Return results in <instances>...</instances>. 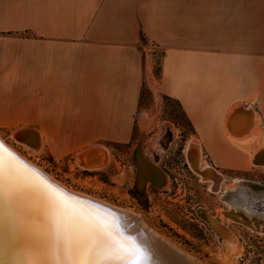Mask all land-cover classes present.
I'll return each mask as SVG.
<instances>
[{
  "label": "crops",
  "instance_id": "1",
  "mask_svg": "<svg viewBox=\"0 0 264 264\" xmlns=\"http://www.w3.org/2000/svg\"><path fill=\"white\" fill-rule=\"evenodd\" d=\"M144 88L174 100L210 153H246L231 135L264 146V0H0V110L16 101L15 128L43 145L38 130L124 143L146 121ZM231 110L250 115L240 135Z\"/></svg>",
  "mask_w": 264,
  "mask_h": 264
},
{
  "label": "rangeland",
  "instance_id": "2",
  "mask_svg": "<svg viewBox=\"0 0 264 264\" xmlns=\"http://www.w3.org/2000/svg\"><path fill=\"white\" fill-rule=\"evenodd\" d=\"M154 58L153 73L158 75V52ZM13 102L12 112L0 110V135L60 183L132 215H141L152 229L182 247L202 264H264V234L256 233L223 215L229 209V203L236 205V202L243 205L242 210L256 211L242 203L241 194L245 191H236L235 186L243 181L264 186V166L253 162L255 154L249 160L253 151L243 150L246 154L223 144L214 154L210 153L207 145L200 143L199 155L203 164L212 168L221 179L217 190L213 191L212 182L200 179L187 163L186 146L197 139L174 100L162 95L151 97L148 90L142 89L136 116L146 121L129 130L127 142L102 139L92 133L93 130H38L45 135L42 134L46 141L41 152L31 155L13 136L19 131L14 125L25 121L20 113L15 112L17 103ZM261 118L257 121L261 123L262 120L264 124V113ZM88 144L106 147L111 159L105 168L90 171L77 165L76 152ZM263 152L264 146H261L256 154ZM140 159L159 171L157 186L149 181L138 184L137 161ZM142 180L140 177L139 182ZM239 189L245 188L242 186ZM209 219L218 221L229 231L230 243L220 241Z\"/></svg>",
  "mask_w": 264,
  "mask_h": 264
},
{
  "label": "snow or ice",
  "instance_id": "3",
  "mask_svg": "<svg viewBox=\"0 0 264 264\" xmlns=\"http://www.w3.org/2000/svg\"><path fill=\"white\" fill-rule=\"evenodd\" d=\"M0 201L15 219L23 264H151L146 250L107 213L73 210L80 203L41 179L0 144ZM41 221L28 226L29 214Z\"/></svg>",
  "mask_w": 264,
  "mask_h": 264
},
{
  "label": "bare ground",
  "instance_id": "4",
  "mask_svg": "<svg viewBox=\"0 0 264 264\" xmlns=\"http://www.w3.org/2000/svg\"><path fill=\"white\" fill-rule=\"evenodd\" d=\"M231 112L232 110L228 114V116H230L229 119H233L235 123L229 127V132L232 134L234 133L235 135H240L246 131V128L249 125L248 123L250 122V115H243L242 112L236 113L238 110L233 111L232 113ZM22 131L24 132L23 134ZM34 133L37 135V133L33 130H19L15 135L13 134L17 142L19 144L22 143V147L28 151L30 155L41 152V148L43 146V141L39 138L40 136L37 135L38 140H34ZM231 141L238 149H243L249 153L253 151L249 160L251 161L255 154L256 158L253 162L257 165L264 166V152L256 154L259 149L250 148L252 143H250L249 138L239 139L234 138L231 135ZM0 144H3L5 149L14 153L24 165L35 170L41 179L47 181L51 186L66 194L69 198L75 197L80 203L75 204L73 210L84 213H107L116 218L119 221L124 234L134 238L137 243H139L146 250L151 264H202L193 255L187 253L182 247L152 229L143 220L145 218L141 215H132L133 213L131 212L121 210L119 207L117 208V206L115 207L101 200L90 197V195L87 196L86 194L75 192L73 189L57 181L52 175L45 172L34 162L27 159V157L21 154L15 147L8 144L1 135ZM200 149L201 147L199 142L196 140H191L187 144L185 149L187 163L200 179L210 180V182H212L210 183L211 189L215 191L217 190L218 182H221V179L212 171V168L203 164L199 155V152L201 151ZM76 158L77 165L81 169L96 171L105 168L110 162L111 156L108 150L103 146L92 145L84 149L83 152L80 151L77 153ZM142 169L143 173L140 176L142 178L143 174L147 173V176H152L154 175L153 173L156 172L153 169L150 171V168L144 167V164ZM243 182H240L235 186L236 191H245L241 194L242 203L255 208L256 211L254 213H250L246 210H242L241 208L243 205L236 202V205L229 203V209L223 212V215L225 218L230 219L229 214H233V216H236L240 221L241 216L248 220L254 218L260 225L258 230L261 231L264 223V189H255L252 186L257 185ZM242 186H244L245 189H239ZM234 191L235 190H233V192ZM248 194H250V196H247ZM256 200H258V202H256ZM257 204H261V206H258ZM260 210H263V212ZM27 220L29 227H32L34 222L38 225L41 221L39 211H36L35 214H29ZM209 222L217 232L221 242L228 243L231 238L229 231L223 228L218 221L209 219ZM0 264H23V242L17 230L14 217L2 201H0Z\"/></svg>",
  "mask_w": 264,
  "mask_h": 264
},
{
  "label": "water",
  "instance_id": "5",
  "mask_svg": "<svg viewBox=\"0 0 264 264\" xmlns=\"http://www.w3.org/2000/svg\"><path fill=\"white\" fill-rule=\"evenodd\" d=\"M138 163V172H137V181H138V184L142 185V183L146 182V181H149L152 185L154 186H157V181H158V176H159V171L156 169V168H153L152 167V164H150L149 162L143 160V159H140L137 161ZM143 164H144V167L146 168H150V171L155 170L156 172H154L152 176H147V173L146 174H143V180L139 182L140 180V176L141 174L143 173ZM156 176V177H155ZM253 188L257 189V188H261V189H264V187H257V186H252ZM206 218V217H205ZM229 218L230 220H232L233 222L237 223V224H240L242 226H246V227H249L251 230L255 231L256 233H261V234H264V223L262 225V230H258L259 228V223L257 221H255L254 218H252L251 220H248L246 219L245 217L241 216V221L238 220V218L236 216H233V214H229ZM206 220V219H205ZM207 222V221H206ZM221 241V240H220Z\"/></svg>",
  "mask_w": 264,
  "mask_h": 264
}]
</instances>
